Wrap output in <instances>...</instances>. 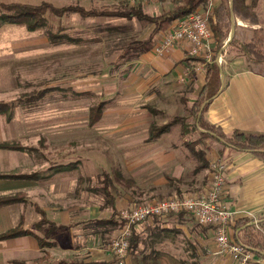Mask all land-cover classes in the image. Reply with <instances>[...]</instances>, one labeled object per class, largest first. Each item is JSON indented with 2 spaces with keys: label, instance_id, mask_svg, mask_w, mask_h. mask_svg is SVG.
<instances>
[{
  "label": "rangeland",
  "instance_id": "rangeland-1",
  "mask_svg": "<svg viewBox=\"0 0 264 264\" xmlns=\"http://www.w3.org/2000/svg\"><path fill=\"white\" fill-rule=\"evenodd\" d=\"M43 1L55 6L80 5L96 10H121L127 5L126 0H0L29 4ZM172 3L173 0H162L142 4V8L147 14L156 15L170 8ZM152 27L153 24L136 18L81 17L74 12L61 17L49 15L47 26L33 31L0 21V99L12 104L11 117L3 116L0 120L4 133L10 137L15 135L12 141L31 149L20 154V161H65V164L75 161L72 166L57 167L75 170L81 175L82 186L101 188L97 167L103 172L110 170L107 174H111L115 167L122 169L124 161H146L145 156L153 152L148 148L152 142L166 137L165 141L174 142L177 148L173 161H194V169L199 165L200 160L182 142L185 137L181 135L180 123L172 119L176 115L188 116L190 103L203 83L202 63L194 64L184 58L166 61L168 58L163 56L165 61L160 63L146 53L136 58L120 56L131 43L146 38ZM47 29L65 36L52 43ZM68 36L77 40L71 41ZM222 53L224 61L239 56L240 63L248 68L245 56L235 47L225 45ZM189 56L192 55H186ZM46 87L51 90L42 98L34 102L26 99L31 91ZM100 102L103 103L100 117L89 124L90 116L95 113L92 108ZM151 122L157 126L170 123L169 130L150 138ZM217 148L218 145L212 143L210 149H205V158H223L217 154ZM142 167L144 165L140 166V174L134 171L137 183L134 182L137 189L138 186L146 189V195H140L133 204L193 189L189 188V180L184 179L189 176L182 177L184 180L167 176L171 189L158 192L160 195L150 193L157 189L154 183H157L158 173L151 166ZM178 168L185 169L182 164ZM195 174L200 186L194 188L201 189L207 181L206 171ZM115 184L118 185L115 182L112 189ZM258 223L254 226L256 230ZM183 224L185 228L169 233L171 242L167 239L157 246L162 251L173 252L177 259L175 263L162 264H234L229 256L218 251L211 228H201L190 215L184 217ZM109 229H113V223ZM117 231L109 232L108 242ZM246 238L242 230L240 240L248 247ZM145 247L148 249L147 245ZM251 257L248 264L260 262L253 252Z\"/></svg>",
  "mask_w": 264,
  "mask_h": 264
},
{
  "label": "crops",
  "instance_id": "crops-1",
  "mask_svg": "<svg viewBox=\"0 0 264 264\" xmlns=\"http://www.w3.org/2000/svg\"><path fill=\"white\" fill-rule=\"evenodd\" d=\"M160 1L162 0L142 4ZM218 2L219 0H207L198 8L212 11ZM236 21L243 27H257L239 18H236ZM187 48V42H179L163 55V58L167 57L166 61L170 58L185 59ZM150 50L146 52L147 55L153 56L157 62L165 61L162 60V56L152 55ZM222 55L221 52V58L217 62L221 66L222 85L212 98L204 118L220 126L226 133L235 128L249 132H264V74L243 66L239 56L224 61ZM2 123L0 120L2 129L0 142L14 140L15 135L10 137L4 133ZM165 139L167 138L160 137L152 142L148 148L153 149V152L145 156L146 161H124L122 169L115 167L113 173H108L113 177V184L118 183L115 184L117 190L109 188L110 196L106 195L102 188L82 186L81 175L75 173V170L65 171L57 167L65 164V161H20L22 158L20 154H25V151L0 148V174L21 175L0 178V195L19 194L23 197V200L0 207V233L20 221L25 228L33 229L32 234H21L0 240V264L30 263L41 257H44L42 264H115V259L106 246L107 238L111 235L109 232L113 230L109 229L111 222L103 223L98 220H108L112 217V221H115L121 207L135 203L136 199L141 198L140 195H146L144 191L146 189L139 186L137 189L134 171L140 174L142 165L151 166L157 171V183H154L157 189L150 192H157V195H160L158 192L162 190L171 189L167 184V176L176 179L189 176L184 179L189 180L187 182L189 188L193 189L183 194L202 193L209 182V173L206 169L205 185L201 189H195L194 187L200 185L198 179L194 178L196 175L193 170L194 161H173L178 154L177 148L174 147V142H167ZM222 156L224 159L214 158L228 161L222 200L235 212L233 218L250 217L254 219L253 222L263 221L264 158L251 152L227 149ZM179 164L184 165L185 169L180 170ZM96 171L99 174L103 172L100 167H97ZM107 172L110 170L105 173ZM123 178L131 179L133 183L127 184ZM37 208L44 212L45 218L39 226L36 225L41 215ZM185 216L174 214L151 217L135 224L132 230L137 240L127 253L124 264H162L166 261L175 263L177 259L173 252L162 251L157 246L170 239L169 233L177 231L178 228H185L183 224ZM230 231L233 240H240L242 230L234 232L230 228ZM37 237L42 238L45 243L40 245ZM214 244L217 247L215 239ZM222 253L230 258L228 253Z\"/></svg>",
  "mask_w": 264,
  "mask_h": 264
},
{
  "label": "trees",
  "instance_id": "trees-1",
  "mask_svg": "<svg viewBox=\"0 0 264 264\" xmlns=\"http://www.w3.org/2000/svg\"><path fill=\"white\" fill-rule=\"evenodd\" d=\"M125 2L127 4L126 7L121 10L86 9L80 5L55 6L49 1H43L38 4H29L24 2H0V21L25 26L28 30L33 31L45 28L47 26L49 15L61 17L67 15L69 12L77 13L81 17L114 16L126 18L128 20L136 18L140 21L153 24L152 30L146 38L136 40L131 43L120 54L122 57L136 58L140 54L146 53L152 48L156 35L168 29L174 19L192 13L198 7L204 5L207 0H173L170 8L164 9L156 15L147 14L143 10L142 2L140 1L131 3L126 0ZM236 18L247 21L250 24L257 25V27L252 29L243 27L237 23ZM209 24L213 34L211 59L207 61L204 57L193 55L185 58L187 61H194V64L198 62L202 63L204 72L202 87L197 96L190 103L188 116L176 115L172 119L173 122L180 123L181 135L182 137H185V147L189 149L190 153L194 157L200 160L199 165L194 169V173H198L201 170H209L210 160L205 158L204 152L205 149H210L212 143L219 146L216 152L221 156L224 154L225 149H227L229 151L251 152L264 158V132H249L235 128L230 133H226L220 126L214 125L204 118V113L207 111L212 98L219 92L222 85L220 73L221 66L217 63L216 56L219 52H221L225 41L228 40L231 30L233 31L227 45L235 47L245 56L249 70L264 74V52L262 51L264 47V0H219L209 15ZM46 34L52 43L59 42L65 36V34L53 33L48 29ZM68 38L71 41L77 40L70 36H68ZM50 90V87H46L38 91H31L27 95L26 99L34 102L42 98ZM83 93L87 94L85 92ZM102 104L103 103L100 102L95 108H92V111H95V113L90 116L89 124H92L99 119L103 110ZM11 107L12 104L10 102L0 99V116L10 118ZM149 108L153 111L151 107ZM188 119H190V121ZM169 127L170 123L157 126L155 123L151 122L149 127V137H157L160 134L167 132ZM194 132L195 136H193ZM0 148L25 152L31 150L29 147L15 141H1ZM72 164L73 163L65 164V167L72 166ZM17 176L21 175L0 174V178ZM98 176L101 177L102 180V184L100 185L102 190L106 195L110 196L111 191L109 188L112 185L110 176L105 172H102ZM122 180L130 185L133 183L131 179L123 178ZM177 195L182 194L180 193ZM20 200H23V197L19 194L0 195V207ZM37 211L41 215V218L36 225L39 226L43 221H45V218L44 212L40 208H37ZM175 214L190 215L192 217V215L186 211H181ZM253 220L254 219L250 217L235 218L228 226H230L234 232L237 230L245 231L248 247L252 250L254 255L262 260L259 263L254 264H264V222H259L256 230L254 228L255 222H253ZM98 222H113V230H118L120 226V221L116 217L115 221H112L111 217L108 220H98ZM196 223L205 230L210 228L213 230L211 225H201L197 221ZM133 226L134 225L131 226V232L128 236L126 255L131 251V248L137 240L136 236L133 235ZM253 232L256 234L253 235ZM32 233L33 229L25 228L23 223L20 221L10 229L1 232L0 240L16 237L21 234ZM37 238L40 245L45 243L42 238ZM110 241L106 245L109 251L110 249L108 248V244ZM234 241L241 240L234 239ZM43 260L44 257H41L30 263L21 264H42Z\"/></svg>",
  "mask_w": 264,
  "mask_h": 264
},
{
  "label": "built area",
  "instance_id": "built-area-1",
  "mask_svg": "<svg viewBox=\"0 0 264 264\" xmlns=\"http://www.w3.org/2000/svg\"><path fill=\"white\" fill-rule=\"evenodd\" d=\"M129 2H148L153 0H128ZM211 11L197 8L192 13L176 18L164 32L160 33L153 45L152 52L165 55L177 43H188L187 54L211 59L213 34L209 24ZM221 54L216 59L220 60ZM226 163L220 158L209 162V186L201 194L171 195L150 202L132 204L120 208L116 218L120 221L117 235L108 248L116 264H124L131 226L155 216H165L186 211L201 225L213 227L214 239L219 252L228 253L234 264H248L252 251L242 242L234 241L230 236L229 223L235 212L222 200L225 184ZM256 223V222H255Z\"/></svg>",
  "mask_w": 264,
  "mask_h": 264
},
{
  "label": "water",
  "instance_id": "water-1",
  "mask_svg": "<svg viewBox=\"0 0 264 264\" xmlns=\"http://www.w3.org/2000/svg\"><path fill=\"white\" fill-rule=\"evenodd\" d=\"M232 31H233V30H231V32H230V35H229V37H228V40H227V41H225V43H224V45H223V48H222V50L224 49V46L228 44V41H229V39L231 38ZM222 50H221V52H222ZM221 52H219L218 54H221ZM216 61L218 62L219 60H218V59H216ZM221 77H222V76H221Z\"/></svg>",
  "mask_w": 264,
  "mask_h": 264
}]
</instances>
